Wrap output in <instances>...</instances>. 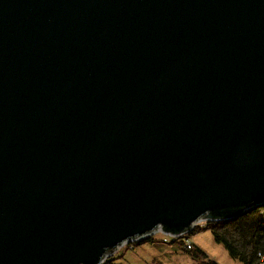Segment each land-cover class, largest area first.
Instances as JSON below:
<instances>
[{"label": "water", "instance_id": "1", "mask_svg": "<svg viewBox=\"0 0 264 264\" xmlns=\"http://www.w3.org/2000/svg\"><path fill=\"white\" fill-rule=\"evenodd\" d=\"M262 206L264 0H0V264Z\"/></svg>", "mask_w": 264, "mask_h": 264}, {"label": "trees", "instance_id": "2", "mask_svg": "<svg viewBox=\"0 0 264 264\" xmlns=\"http://www.w3.org/2000/svg\"><path fill=\"white\" fill-rule=\"evenodd\" d=\"M216 213L229 217L225 220L209 221L204 227H198L194 234L203 229L209 230L214 240L223 244L230 256L241 264H264V206L245 212L240 208H228L213 211L212 214ZM149 240L153 241L152 238ZM177 241L196 264H218L202 250L184 248V242ZM103 264L119 263L116 257H109Z\"/></svg>", "mask_w": 264, "mask_h": 264}, {"label": "rangeland", "instance_id": "3", "mask_svg": "<svg viewBox=\"0 0 264 264\" xmlns=\"http://www.w3.org/2000/svg\"><path fill=\"white\" fill-rule=\"evenodd\" d=\"M152 235L153 241H145L148 234L140 236L142 243H123L109 252V257H116L119 264H196L178 241L162 242L160 231ZM195 248L202 250L211 260L218 264H241L230 256L223 244L214 240L209 230L203 229L190 237ZM144 241V242H143Z\"/></svg>", "mask_w": 264, "mask_h": 264}, {"label": "built area", "instance_id": "4", "mask_svg": "<svg viewBox=\"0 0 264 264\" xmlns=\"http://www.w3.org/2000/svg\"><path fill=\"white\" fill-rule=\"evenodd\" d=\"M204 223V222H203ZM202 223H199V224H196L191 230H189V231H187L186 233H184V234H181V235H177V236H174V237H172V236H168V235H166V234H164V233H162V234H159V235H161V236H163L164 238V241H167V240H169V239H179V240H184V243H185V247L187 248V249H192L193 248V243H192V241L190 240V236L193 234V232L197 229V227H198V225H201ZM157 232L156 231H151V232H149L148 233V236L147 237H145V238H147V239H151V237H152V235H154V234H156ZM147 235V234H146ZM143 236H145V235H143ZM140 237V236H139ZM139 237H137V238H134V239H132V240H130V241H126V244H130V243H134V242H138V240H142V239H145V238H140V239H138ZM142 237V236H141ZM146 239V240H147ZM125 243V242H124ZM123 244V243H122Z\"/></svg>", "mask_w": 264, "mask_h": 264}]
</instances>
